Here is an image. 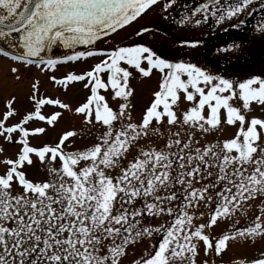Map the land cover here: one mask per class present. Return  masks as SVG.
<instances>
[{
  "label": "snow or ice",
  "instance_id": "obj_1",
  "mask_svg": "<svg viewBox=\"0 0 264 264\" xmlns=\"http://www.w3.org/2000/svg\"><path fill=\"white\" fill-rule=\"evenodd\" d=\"M177 2L164 0L161 11ZM253 3L202 0L175 22L199 26L211 17L220 24L251 14ZM158 5L160 0H0V41L6 45L0 55L41 71L54 70L62 61L100 57L82 73L50 79L64 88L86 81L90 95L74 111L85 124L104 129L83 149L68 150L74 130L55 144L34 146L30 137L46 129L28 127L29 122L54 125L62 113L45 115L42 109L71 110L70 104L41 95L39 80L31 86L33 110L21 116L13 106L16 97L7 100L0 137L20 148L15 158L0 159L5 166L0 173V264H123L130 247L153 237L158 239L150 250L131 264H201V249L205 256L222 257L233 240L264 238V118L248 115L254 103L264 107V77L236 81L196 63L163 58L143 43L111 48L99 43ZM244 23L239 20L233 27ZM256 30L264 35V17ZM148 31L143 28L137 35ZM180 43L195 47L202 41ZM57 45L73 50L72 55L49 56ZM79 46L85 50H76ZM233 47L238 45L227 46ZM130 69L143 77L154 70L162 74L138 122L127 103L133 94ZM20 70L11 68L17 79ZM109 89L113 99L125 101L118 110L101 94ZM184 101L190 103L182 108ZM16 116H21L18 122L9 124ZM223 124L236 127L231 138L200 143V136ZM165 132L162 146L140 145ZM33 156L47 168L48 179L28 177L25 166L34 164ZM253 207L258 214L245 226L237 227L236 219L213 235L220 222L237 213L247 217ZM164 217V223L149 222ZM231 264H264V251Z\"/></svg>",
  "mask_w": 264,
  "mask_h": 264
},
{
  "label": "rangeland",
  "instance_id": "obj_2",
  "mask_svg": "<svg viewBox=\"0 0 264 264\" xmlns=\"http://www.w3.org/2000/svg\"><path fill=\"white\" fill-rule=\"evenodd\" d=\"M236 21V20H235ZM140 23L138 21L133 22L130 26H127L124 30L119 31L118 34H113L111 37L107 38L108 42L100 41V45L105 48H111L115 46H127L132 45L138 42L139 36L137 32L140 31L141 28ZM226 27V24H225ZM151 31L150 27H146ZM190 25H184L181 29L173 30L171 27H162L159 30H155V37L160 40L159 45L161 50L166 51V55L164 58L168 59L169 46L173 45L176 47L177 52L182 54H190V52L198 53L202 49L200 43L198 46H190V45H182L180 42L183 40H200L203 35H205L204 30H194ZM254 39H250L247 42H244V45L237 44L238 47H233L228 49L227 46L231 44H224V48L220 46L218 40L214 44L208 43L207 48L209 50H214L219 48V57L230 60H244L243 50L246 49L248 55L251 54L252 57L256 56V67L253 69L252 76H262L264 77L262 71H264V35L260 34L258 31L253 36ZM211 39V37H210ZM213 40V39H211ZM236 45V44H235ZM83 50H85L84 46H80ZM227 49V50H226ZM248 49L251 52H248ZM168 54V55H167ZM247 55V54H246ZM218 56V55H217ZM100 57L88 58L86 60L80 61H70L64 64L57 65L54 70L50 71H41L39 68L35 66H27L22 67L18 64V62L13 61L11 59L0 56V118H2V114L7 110L6 102L8 99H11L13 96L16 97V101L14 103V107L20 112L21 116L25 114L27 111L33 110L34 104L30 100V96L32 94V84L39 80V89L41 95L51 96L53 98H60L62 101L69 103L71 106V110L61 109L58 106L47 105L42 109V112L45 115H51L55 111H60L62 115L58 118L57 122L54 125H48L43 121H30L27 125L28 127H44L46 131L42 134H37L35 136L30 137V142L34 146H40L43 144H55L59 141V138L62 134L69 130H74L77 132V135L69 138V141H66L68 144V150H76L83 149L85 147L90 146L94 142H96V138L101 135L104 129L99 125H87L84 122V117L81 114L75 113L74 109L79 106L81 103L85 102L88 95H90V91L88 88L84 87V82H69V86L64 88L63 86L55 83L50 79L52 76H56L57 78H62L68 73H82L88 70L95 62H97ZM175 61V60H173ZM177 61V60H176ZM189 62V61H186ZM193 63V62H192ZM199 66V64H198ZM12 67H20V78L17 79V74L11 72ZM133 72V76L130 78V88L133 90L132 96L128 98L127 103L130 105V111L132 117L135 121H140L146 107L150 104L151 100L154 98L153 93L158 90V85L161 79L162 74L154 70L153 74L150 77H143L135 69H130ZM244 79H239L236 81H242ZM101 94L106 96L109 105L114 109L118 110L119 105L124 103L125 101L122 98L113 99V92L109 89L107 92L101 90ZM190 102L184 101L181 104V107L189 106ZM234 103H238L234 101ZM251 116H257L264 118V107L253 104L252 111L248 113ZM21 116H16L10 118L8 121L9 124L18 122ZM163 130V129H162ZM237 131L235 126H229L227 124H223L221 128L217 130H213L209 132L206 137L200 136V143L206 144L209 142H215L217 140H223L226 138H231L235 132ZM167 139V133L163 137L154 135L151 136L150 139H142L140 141V145L147 146L150 142L152 144H156L157 146H162L164 141ZM0 148H3V153H0V159L4 157L15 158L16 153L18 152L20 145L15 143H9L4 140L3 137H0ZM136 149H133L132 155L136 154ZM131 158V156L129 157ZM34 164L32 166H25L27 175L30 179H34L37 181L48 179L47 168L44 165H41L38 158L33 156ZM57 165L59 161L56 162ZM5 169V166L0 164V173H2ZM257 203H259L257 201ZM202 211H205L207 214L206 208H201ZM258 214L255 207L249 210L248 216L245 217L240 213H237L231 220H225L220 222V224L215 227L213 231V235H218L222 231H226L230 228L233 220L238 219L240 223L237 227L245 226L246 222L250 218H254V216ZM167 217L164 218H149V222L153 225L164 223ZM158 237H153L151 240L149 238H144L142 242H138L135 247H130L128 249V255L123 260V264H131V262L137 259L139 256L143 255L145 250H150V245L155 243ZM264 251V238H258L255 241L248 239H236L230 242L229 249L223 254L222 257H217L212 254L208 256L204 255L203 250L201 249L199 260L201 264L204 260H212L216 261V264H231V262L237 258L247 256L248 258H253L259 255L260 252Z\"/></svg>",
  "mask_w": 264,
  "mask_h": 264
},
{
  "label": "flooded vegetation",
  "instance_id": "obj_3",
  "mask_svg": "<svg viewBox=\"0 0 264 264\" xmlns=\"http://www.w3.org/2000/svg\"><path fill=\"white\" fill-rule=\"evenodd\" d=\"M201 2L202 0H178L177 4L168 9L167 12H162L161 9L164 0H160V5L156 6L146 15H143L141 18L137 19L141 28H151V31H148L144 34L142 33V35L139 36L138 42L152 47L164 58L168 50H161V47L159 46L161 45L160 40L158 41V38L154 36V31L159 30L162 27H171L173 30L181 29L184 25H179L175 21L179 20L181 13L186 9H192L198 6ZM262 3H264V0H254L250 11ZM246 16L247 13L239 16L238 18L227 20L220 24H217L214 18L209 17L206 22L199 26L190 25V27H193L194 30L202 29L205 31V35L201 37L203 38L201 44L202 49L198 53L190 52V54H187L186 56L185 54L177 52L176 47L169 44L167 45L170 48L168 53L169 55L167 54L168 59L172 61L183 60L193 62L197 65L199 64V66L204 67L213 74L222 75L233 80L247 79L252 77V75H254L253 68L256 67V56L252 57L251 54L248 55L246 49H244L242 53L244 60L236 61L235 59L230 60L219 57V48L214 50H209L207 48L208 43L214 44L216 40H218V43H220V46L223 49L226 42L227 44L244 45V42L248 43L250 39H254L255 37L253 36L257 32L256 25L261 20V18L264 17V11L259 8L255 10L247 19ZM239 20H243L245 23L240 25V27H233V25L237 24ZM230 31L232 35L229 34ZM240 33H243L244 39L237 40L236 37H239ZM210 37L213 40H211ZM248 52H251V50L248 49ZM67 62L70 61H62L61 64Z\"/></svg>",
  "mask_w": 264,
  "mask_h": 264
},
{
  "label": "water",
  "instance_id": "obj_4",
  "mask_svg": "<svg viewBox=\"0 0 264 264\" xmlns=\"http://www.w3.org/2000/svg\"><path fill=\"white\" fill-rule=\"evenodd\" d=\"M0 47H6L5 43L0 41ZM12 51H15V50H12ZM68 54H70V53L69 52L66 53L64 51V48L62 46H59V45L54 46L52 51L48 53V55L54 59L57 57H63V56L68 55Z\"/></svg>",
  "mask_w": 264,
  "mask_h": 264
},
{
  "label": "trees",
  "instance_id": "obj_5",
  "mask_svg": "<svg viewBox=\"0 0 264 264\" xmlns=\"http://www.w3.org/2000/svg\"><path fill=\"white\" fill-rule=\"evenodd\" d=\"M229 34L232 35L231 31L229 32ZM236 38H237V40H242V39H244V37H243V33H240L239 37H236ZM262 73H263V75H264V71H262Z\"/></svg>",
  "mask_w": 264,
  "mask_h": 264
},
{
  "label": "bare ground",
  "instance_id": "obj_6",
  "mask_svg": "<svg viewBox=\"0 0 264 264\" xmlns=\"http://www.w3.org/2000/svg\"><path fill=\"white\" fill-rule=\"evenodd\" d=\"M64 51H65V52H67V51H68V49H65V48H64Z\"/></svg>",
  "mask_w": 264,
  "mask_h": 264
}]
</instances>
